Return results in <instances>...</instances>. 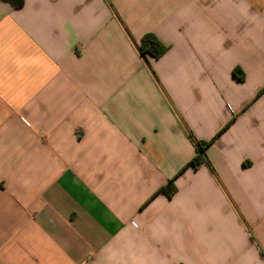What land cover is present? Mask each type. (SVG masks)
Wrapping results in <instances>:
<instances>
[{
	"label": "crops",
	"instance_id": "0c3cea01",
	"mask_svg": "<svg viewBox=\"0 0 264 264\" xmlns=\"http://www.w3.org/2000/svg\"><path fill=\"white\" fill-rule=\"evenodd\" d=\"M0 264H264V0H0Z\"/></svg>",
	"mask_w": 264,
	"mask_h": 264
},
{
	"label": "trees",
	"instance_id": "16d2710c",
	"mask_svg": "<svg viewBox=\"0 0 264 264\" xmlns=\"http://www.w3.org/2000/svg\"><path fill=\"white\" fill-rule=\"evenodd\" d=\"M167 51V47L158 39L156 34L149 33L143 36L140 44V53L142 56L146 57L150 55L154 58H160ZM234 75L239 77L238 69L234 70ZM240 78V77H239ZM241 79V78H240ZM211 142H198L197 143V154L186 166L192 167L193 169L200 168L205 162L206 158L204 152ZM175 180H170L165 186H163L158 194H164L167 198H172L177 192V187L175 186Z\"/></svg>",
	"mask_w": 264,
	"mask_h": 264
},
{
	"label": "water",
	"instance_id": "95a60500",
	"mask_svg": "<svg viewBox=\"0 0 264 264\" xmlns=\"http://www.w3.org/2000/svg\"><path fill=\"white\" fill-rule=\"evenodd\" d=\"M20 2V0H15V4H18Z\"/></svg>",
	"mask_w": 264,
	"mask_h": 264
}]
</instances>
